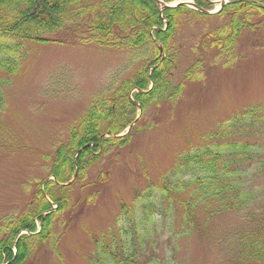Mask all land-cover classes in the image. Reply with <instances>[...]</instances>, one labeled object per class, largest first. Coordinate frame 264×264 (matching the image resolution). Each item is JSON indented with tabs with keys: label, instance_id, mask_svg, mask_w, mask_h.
<instances>
[{
	"label": "rangeland",
	"instance_id": "1",
	"mask_svg": "<svg viewBox=\"0 0 264 264\" xmlns=\"http://www.w3.org/2000/svg\"><path fill=\"white\" fill-rule=\"evenodd\" d=\"M218 6L216 2L211 8ZM182 18L187 20L189 14ZM212 23L213 20L209 25ZM204 25L207 22L191 19L179 26L173 37L177 46L173 81L185 83L180 94L149 103L140 129L131 141L115 145L99 159L93 158L84 173L81 170L79 182L70 192V204L58 211L52 223L51 239L35 249L24 264H89L90 250L100 238L96 236L117 222L121 224L122 218L136 222L142 213L146 214L138 207L141 200H150L152 208L154 203L161 206L170 201L175 194L170 189L173 185L166 189L171 193L162 197L160 177L171 171L178 156L205 143L207 134L217 132L220 124L230 123L245 109L264 108L263 29L242 39L240 57L218 59L196 82L182 79L181 69L195 59L185 54L190 40ZM145 50V47L119 50L59 42L31 47L21 75L6 89L7 107L0 115V220L15 218L36 205L35 191L40 184L43 188L42 180L54 170L53 154L68 142L72 123L85 115L93 97L111 88L117 75L122 81L131 78L138 63H146L151 57H145ZM130 58L134 60L131 62ZM109 96H116L115 92L109 91ZM243 126L244 123L239 125ZM252 143L254 155L259 152L264 157V134L254 136ZM89 148L94 154L99 151L96 144ZM86 155L92 157L91 153ZM82 158L83 155H77L80 167ZM245 168L244 177L256 183H245L242 189L257 197L251 210L245 213L254 211L255 218L221 210L209 220L203 218L200 231L188 230L186 237L179 238L178 233L186 225L179 226L176 216L181 219L185 210L177 209L168 222L172 231L165 226L162 233L167 238L160 241L159 236L155 245L158 259L150 264H158L160 260L161 264H264V171L254 161L246 163ZM238 169L242 171L241 166ZM184 178L190 179V174ZM191 191L192 186H187L181 193L188 198ZM122 205L127 208L121 210ZM133 206L131 217L129 211ZM154 217L158 221L149 233L160 234V210ZM124 224L128 225L126 220ZM36 225H40L39 220ZM168 236L178 239L173 242L176 253L167 246ZM241 236L255 237L262 244V259L245 257L237 244ZM9 257L4 251L2 264Z\"/></svg>",
	"mask_w": 264,
	"mask_h": 264
},
{
	"label": "trees",
	"instance_id": "2",
	"mask_svg": "<svg viewBox=\"0 0 264 264\" xmlns=\"http://www.w3.org/2000/svg\"><path fill=\"white\" fill-rule=\"evenodd\" d=\"M195 1L201 6H207L209 2ZM186 14H189L187 21L196 19L207 22L191 40L187 54L189 58L195 59L180 72L182 79L186 80H199L204 75L205 69L213 63L207 58H235L238 41L244 33L264 30V0H230L216 15H206L183 5L168 8L163 13L169 21L166 28L156 0H0V115L7 107L8 85L21 75L24 63L31 54V47L36 44L69 41L119 50L145 47V57L151 56L146 60L147 65L140 61L131 78L123 81L119 77L118 80L112 79L113 84L109 85L111 88L105 94L92 98L85 115L72 123L68 142L61 144L53 154L52 161L55 165L52 172L59 181L66 180L74 168V155L78 148L94 142L99 149L97 153L94 154L89 147L80 153L83 155L81 169L84 173L93 158L99 159L102 153L115 145H125L140 129L139 123L144 114L127 135L101 139L102 134L107 131L119 133L135 118L136 106L129 97L131 89H147L150 82H153L152 88L147 92L133 94L142 103L143 109L158 98H175L180 94L181 85L185 83L180 81L176 84L173 81L174 58L177 56L173 37L178 32V27L186 22L182 18ZM211 20L213 23L209 25ZM152 36L163 42L167 53L164 59L158 58ZM130 60L132 62L134 58ZM157 63L150 71V66ZM112 90L116 96H109V91ZM243 123V128L239 127ZM105 125L106 128L103 127ZM141 127L145 129L144 126ZM252 127L256 128L250 131ZM261 134H264V108L260 111L248 108L230 123L220 124L217 132L207 134V140L202 145L186 149L178 156L171 171L160 177L162 197L171 193L166 189L168 185H173L170 189L175 194L170 201L161 206L154 203L152 208L150 200L145 199L138 207L145 210L146 214L142 213L136 222L122 218L121 224L117 222L114 227L96 236L100 238L94 241L90 250L89 264L155 262L158 259L155 245L159 242V235L150 234L149 229L157 224L153 212L159 210L166 218L175 217L177 209L185 210L181 219L176 216L181 223L179 226L186 225L178 233L179 238L188 235L185 231H200L203 218L209 220L221 210H231L246 218H255L254 211L249 214L245 212L251 210L257 197L248 195L242 185L256 183L244 177L246 163L254 161L264 171V157L259 152L254 155L256 149L252 146V138ZM87 153H91L92 157L89 158ZM239 166L242 167L241 172ZM174 174L177 175L173 178ZM186 174H190V179L184 178ZM187 186H192L188 198L187 194L181 193ZM45 189L50 198L60 202V210L69 205V198L59 194L61 188L53 184L47 185ZM35 193L36 205L33 209L13 218L16 222L7 225L6 222L10 220L1 222L5 226H0L4 229V234L0 236V263L5 251L10 256V264H24L34 250L41 248L52 236L49 229L53 228L51 223L57 215L50 214L42 231L22 236L18 240V253L13 258L10 247L16 234L22 228L33 230L34 218L51 206L41 185ZM134 207L129 211L131 217ZM123 208L127 206L122 205L121 210ZM197 210L199 211L196 212ZM125 220L127 226L124 224ZM131 220L132 230L128 236ZM168 241L167 246L176 253L177 247L173 242L176 243L178 239L170 236ZM238 241L242 252L247 255L245 257L262 259L263 247L255 237L244 239L241 236Z\"/></svg>",
	"mask_w": 264,
	"mask_h": 264
}]
</instances>
